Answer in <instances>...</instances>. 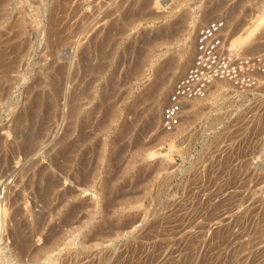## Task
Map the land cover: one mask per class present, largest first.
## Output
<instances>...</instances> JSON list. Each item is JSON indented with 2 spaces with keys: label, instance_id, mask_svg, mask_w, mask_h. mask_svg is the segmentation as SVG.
Returning a JSON list of instances; mask_svg holds the SVG:
<instances>
[{
  "label": "rangeland",
  "instance_id": "obj_1",
  "mask_svg": "<svg viewBox=\"0 0 264 264\" xmlns=\"http://www.w3.org/2000/svg\"><path fill=\"white\" fill-rule=\"evenodd\" d=\"M214 19L264 50V0H0V264H264V82L162 125Z\"/></svg>",
  "mask_w": 264,
  "mask_h": 264
},
{
  "label": "built area",
  "instance_id": "obj_2",
  "mask_svg": "<svg viewBox=\"0 0 264 264\" xmlns=\"http://www.w3.org/2000/svg\"><path fill=\"white\" fill-rule=\"evenodd\" d=\"M226 23L214 19L200 27L194 54L186 72L176 81L162 109V125L171 129L187 101L202 98L216 81L241 91H253L264 82V50L245 52L228 42Z\"/></svg>",
  "mask_w": 264,
  "mask_h": 264
},
{
  "label": "bare ground",
  "instance_id": "obj_3",
  "mask_svg": "<svg viewBox=\"0 0 264 264\" xmlns=\"http://www.w3.org/2000/svg\"><path fill=\"white\" fill-rule=\"evenodd\" d=\"M259 17H260V16H259ZM256 18H257V17H256ZM257 19H258V18H257ZM241 33H242V32H241ZM243 33H244V32H243ZM243 33H242L239 37L236 35V36H237V39L240 38V39L242 40V38H243V37H242V36H243ZM245 35H246V34H245ZM241 37H242V38H241ZM246 37H247V36H246ZM248 37H249V36H248ZM248 37H247V38H248ZM233 39H234V37H233ZM235 39H236V38H235ZM235 39H234V41H235ZM237 39H236V40H237ZM240 39H239L240 42H238V43H241V40H240ZM232 42H233V41H232ZM236 42H237V41H236ZM242 43H243V42H242ZM13 50H14V49H13ZM5 53H6V52H5L4 48L1 49V50H0V58H3V57L5 58V56H6ZM10 54H11V53H10ZM0 61H1V59H0ZM10 63H11V62H10ZM6 70H7V69H6ZM7 71H8V70H7ZM9 71H10V70H9ZM7 73H8V72H7ZM219 82H225V81H219ZM214 83H217V81L214 82ZM214 83H213V84H214ZM213 84H212V85H213ZM212 85L209 87V89L212 87ZM209 89H208V91H209ZM156 91H157V90H156ZM208 91H207V92H208ZM206 94H207V93H206ZM206 94H205V95H206ZM195 99H200V98H195ZM60 165H61V164H60ZM0 171H1V170H0ZM4 189H5V183H4V182H3V183L1 182V183H0V196H2L1 194H3L2 191H3ZM51 194H52V193H51ZM45 198H46V197H45ZM24 239H25V238H24ZM20 240H21V239H20ZM29 249H30V248H29Z\"/></svg>",
  "mask_w": 264,
  "mask_h": 264
}]
</instances>
